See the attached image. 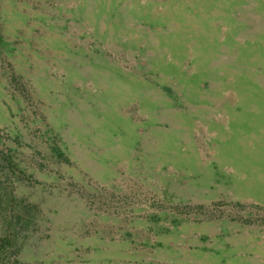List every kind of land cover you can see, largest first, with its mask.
Here are the masks:
<instances>
[{"label":"rangeland","instance_id":"obj_1","mask_svg":"<svg viewBox=\"0 0 264 264\" xmlns=\"http://www.w3.org/2000/svg\"><path fill=\"white\" fill-rule=\"evenodd\" d=\"M0 264H264V0H0Z\"/></svg>","mask_w":264,"mask_h":264}]
</instances>
